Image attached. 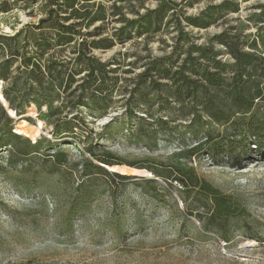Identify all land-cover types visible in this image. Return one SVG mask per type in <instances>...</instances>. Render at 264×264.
<instances>
[{"label":"rangeland","instance_id":"374dc122","mask_svg":"<svg viewBox=\"0 0 264 264\" xmlns=\"http://www.w3.org/2000/svg\"><path fill=\"white\" fill-rule=\"evenodd\" d=\"M175 1L181 8L186 4ZM223 1L193 0L184 10L197 16ZM230 1L240 4L238 13L206 30L188 28L199 43L229 26L250 39L256 37L249 18L261 13L258 6H264V0ZM4 3L10 11H0V34L22 32L20 46L24 40L33 42L41 31L32 26L48 17L51 0H0V8ZM117 4L133 18L132 12L144 14L159 0ZM47 27L43 25V31ZM174 35L168 25L157 34L94 54L104 62L118 58L120 76L132 78L149 58L170 53ZM258 51L264 54V44ZM128 70L133 73L126 74ZM177 107L171 104L152 119L140 112L144 118L130 125L122 104L105 115L81 108L63 115L76 116L80 126L63 134L56 133L57 117L49 116V109L31 107L24 117L9 110L15 116L14 132L25 121L27 135L21 136L33 144L40 141V151L8 166L0 177V264H264V149L241 155V168H233L227 159L218 165L205 149L193 151L206 129L195 138ZM158 109L159 103L153 112ZM217 132H222L219 126L214 136ZM9 152L10 147L0 150V164L7 162ZM58 152L66 159L60 166L47 157ZM107 154L122 163L111 171L135 178L124 186L104 177L84 178L85 160L96 162ZM178 169H192L217 188L227 197L230 214L206 227L205 216L199 218L206 211L196 191L185 193L174 180Z\"/></svg>","mask_w":264,"mask_h":264},{"label":"trees","instance_id":"16d2710c","mask_svg":"<svg viewBox=\"0 0 264 264\" xmlns=\"http://www.w3.org/2000/svg\"><path fill=\"white\" fill-rule=\"evenodd\" d=\"M125 1L51 0L48 17L32 26L41 31L33 42L24 40L20 46L22 32L0 34V87L7 104L6 108L0 101V150L10 147L9 159L0 164V177L8 166L39 154L40 141L33 144L21 136L27 135L26 122L14 132L15 119L8 112L24 116L31 107L49 109V116L57 117L56 133L63 134L80 128L76 116L63 115L81 108L105 115L115 104H122L130 125L144 118L140 112L152 119L173 104L195 138L206 129L193 151L205 149L218 165L227 159L233 168H241V155L264 149V54L258 51L264 44V6H258L261 13L249 18L257 28L255 38L229 26L199 43L188 28L206 30L228 14L238 13L240 4L225 0L189 16L184 9L191 7L193 0H185L182 8L175 0H159L155 9L144 14L132 12L135 17L129 18L126 8L117 4ZM109 2L113 4L107 7ZM0 11L9 12L10 7L4 3ZM46 24L48 31H43ZM168 25L175 33L170 53L149 58L132 78L120 76L118 58L104 62L94 54L157 34ZM154 95L157 100H152ZM157 103L159 109L154 113ZM217 126L222 132L214 136ZM47 157L57 166L66 162L63 152ZM115 160L109 154L96 162L85 160L84 178L104 177L124 186L135 177L109 172L106 168L122 165ZM174 180L185 193L196 191L197 201L206 211L199 218L205 216L206 227L230 214L227 197L200 180L192 169L176 170Z\"/></svg>","mask_w":264,"mask_h":264},{"label":"water","instance_id":"95a60500","mask_svg":"<svg viewBox=\"0 0 264 264\" xmlns=\"http://www.w3.org/2000/svg\"><path fill=\"white\" fill-rule=\"evenodd\" d=\"M0 94H1V91H0ZM0 101L3 103V105L6 107V105H5V103H6V101L4 100V98H3V96H2V94H1V96H0ZM7 108V107H6ZM13 112V111H12ZM14 113V115H15V112H13ZM9 115L12 117V118H14L15 116H12L11 114H10V112H9ZM24 117V116H23ZM106 168V167H105ZM106 169H108V171L109 172H113V173H117L116 171H111L109 168H106Z\"/></svg>","mask_w":264,"mask_h":264}]
</instances>
